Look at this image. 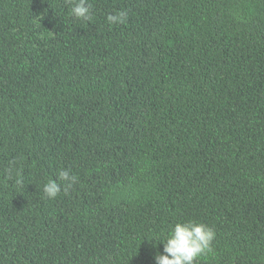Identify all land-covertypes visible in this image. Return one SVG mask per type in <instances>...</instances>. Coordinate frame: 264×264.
<instances>
[{
	"label": "trees",
	"instance_id": "obj_1",
	"mask_svg": "<svg viewBox=\"0 0 264 264\" xmlns=\"http://www.w3.org/2000/svg\"><path fill=\"white\" fill-rule=\"evenodd\" d=\"M89 3L0 0V264H264V0Z\"/></svg>",
	"mask_w": 264,
	"mask_h": 264
},
{
	"label": "clouds",
	"instance_id": "obj_2",
	"mask_svg": "<svg viewBox=\"0 0 264 264\" xmlns=\"http://www.w3.org/2000/svg\"><path fill=\"white\" fill-rule=\"evenodd\" d=\"M71 4L70 14L80 20L91 21L92 5L89 0H68ZM109 24H122L128 19V11L120 10L115 14H108L106 17ZM60 181L65 186L62 189ZM78 177L71 174L69 170L62 169L57 176V180H48L43 193L49 199H55L63 190L67 194ZM216 233L207 224L193 220L176 223L165 240L163 253L157 252L154 257L155 264H197L200 257L213 250V242Z\"/></svg>",
	"mask_w": 264,
	"mask_h": 264
}]
</instances>
